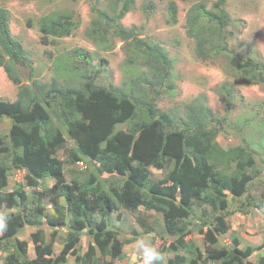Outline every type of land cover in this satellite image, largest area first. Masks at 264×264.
Segmentation results:
<instances>
[{"label":"trees","instance_id":"16d2710c","mask_svg":"<svg viewBox=\"0 0 264 264\" xmlns=\"http://www.w3.org/2000/svg\"><path fill=\"white\" fill-rule=\"evenodd\" d=\"M120 1L123 5L112 17L92 7L99 18L93 22L94 32L106 39L112 29L115 36L146 56L142 64L152 70V75L148 93L137 98L116 89L96 86L95 79L100 71L83 80L79 87H59L54 83L48 89L34 81L38 97L23 84L17 67L32 69V63L11 34L7 12L0 8V67L18 87L15 102H0V118L7 117L13 122L8 135L10 143L0 140V156L5 158V161L0 160V217L5 222V227L0 228L1 264H44L46 257L53 256L57 232L48 241L43 229L45 224L69 230L60 255L54 261L49 259L47 264H67L69 256L76 257V264H114L123 259L126 243L110 227L109 219L121 209L137 213L138 222L146 233L152 230L147 219L155 216L150 212L161 215L164 232L175 241L176 249L181 248L194 257L185 239L191 234L186 220L193 217L195 204L213 208L208 230H200L206 243L203 261L253 264L250 259L264 250V243L245 249L216 248L215 244L219 236L230 229L226 219L233 212V204L241 203L242 197L250 194L262 175L255 152L246 145L223 149L216 141L221 127H209L211 110L204 105L187 107L188 121L183 127L158 108L163 89L172 88L167 85L171 62L162 50L148 45L134 31L127 32L123 28L121 21L136 0ZM225 1L218 0L213 11L197 5L188 15V34L196 40L197 57L206 62L214 51L226 53L241 61L238 65L243 75L264 73V65L230 51L224 33L229 24L223 9ZM169 9L171 18L176 20V4L171 3ZM204 17L208 18V24L202 23ZM79 26L80 19L73 15L44 19L40 26L41 40L48 44L50 36L70 37ZM29 78H33V73ZM228 95L233 93L229 91ZM39 98L49 104L51 112L65 127L74 142L72 148H67L66 138L52 115L45 118L38 114ZM151 129L153 132L149 134ZM64 149L69 164L86 165L85 173H75L77 177L70 183L63 173L65 162L59 158ZM152 168L170 171L163 179L153 181ZM12 169L26 171V185L39 197L34 201H39L34 209H29L34 196L23 187L13 192L3 191ZM102 174L119 180L107 184L100 177ZM48 177L56 179L53 187L43 185ZM42 198L50 199L54 213L40 205ZM61 199L65 206L60 204ZM251 202L260 210L264 207L262 202ZM244 207L240 205L241 212ZM29 227L36 229L31 235L35 242L34 259L28 256V242L19 239ZM85 229L92 243L85 253H80ZM196 258L202 260V253L198 252ZM188 261L186 255L175 254L167 264H188ZM257 264H264V255H260Z\"/></svg>","mask_w":264,"mask_h":264},{"label":"rangeland","instance_id":"374dc122","mask_svg":"<svg viewBox=\"0 0 264 264\" xmlns=\"http://www.w3.org/2000/svg\"><path fill=\"white\" fill-rule=\"evenodd\" d=\"M217 1L136 0L121 24L127 32L134 31L139 38L147 41L148 45L162 50L171 62L167 85L172 88L163 89V95L158 102L161 111L169 114L177 125L183 127L188 121L187 107L192 104L204 105L211 110L209 127H221L216 141L223 149L246 145L255 152L257 166L262 175L256 180L250 194L243 196L241 203L238 201L233 204V212L226 219L230 229L220 235L215 244L216 248L245 249L249 245L259 247L264 243V207L260 210L251 202L254 200L264 205V73L243 75L238 65L241 61L226 53L214 51L212 58L206 62L197 57L196 40L188 34L187 17L197 5H203L206 11H213V5ZM171 3L176 4V20L171 18ZM122 5L120 0H0V8L4 9L9 17L13 38L20 43L32 63V69L17 67L23 84L38 96L34 81L48 89L54 83L59 87H79L83 80L89 76L94 77L95 73L100 71L95 79L96 86L116 89L132 95L133 98L148 93L152 70L142 64L146 56L115 36L112 29L106 39L94 32L93 22L99 18L92 12L93 6L112 17L119 13ZM223 9L229 21L224 33L228 37L230 51L264 65V0H226ZM63 15L79 18L80 26L72 31L70 37L50 36L48 44H44L40 32L42 21ZM202 23L208 24V18H202ZM216 46L215 41L214 47ZM30 73H33L31 79ZM229 91L233 93L232 96L228 95ZM17 95L18 87L0 67V102L13 103L17 100ZM36 109L41 117L52 115L54 123L60 126L66 138L67 148H72L73 140L67 135L65 127L61 126L56 115L51 112L49 104L39 98ZM12 124L10 118H0V140L4 144L10 143L8 135ZM152 132L151 129L149 134ZM67 155L64 149L60 151L59 158L65 162L63 173L70 183L77 177L75 173H85L86 165L69 164ZM0 160L5 161V158L1 157ZM169 171L170 169L161 171L152 168V180L163 179ZM25 175V170L9 171L8 184L3 191L13 192L16 188L23 187L27 193L34 196L29 202V209H34L39 205V201L34 202L39 197L34 195L33 188L26 185ZM100 177L107 184L119 180L118 177L112 178L105 174ZM55 182L56 179L48 177L43 185L53 187ZM42 188L43 186L39 189ZM227 195L229 200L228 192ZM40 202L49 213H54L49 198H42ZM60 204L65 206V201L61 199ZM240 205L245 206L243 212L239 209ZM212 209L209 205L195 204L192 208L193 217L186 220L191 234L185 241L193 251L194 257L181 248L176 249L178 246L175 241L164 232L161 215L150 212L155 216L147 219L152 230L146 233L138 222L137 213L126 209L116 210L109 219V225L126 244L123 259L114 261V264H141L142 254L137 248V241L141 239L157 247L164 255L166 264L175 254L186 255L188 264H217L203 261L206 257V243L204 234L200 232L201 229H204V232L208 230L213 216ZM43 229L48 241L54 232H57L54 255L46 257L43 261L47 264L49 259L54 261L60 255L69 230L67 227L50 228L47 224ZM34 232L36 229L29 227L19 235L20 240L28 242L30 259L36 258L35 242L31 238ZM236 240H239V243ZM90 243L92 239L88 229H85L81 236L80 253H85ZM198 252L202 253L200 261L196 260ZM97 255L100 256V252H97ZM260 255H264V250L256 252L250 261L257 264ZM67 264H76V257L69 256Z\"/></svg>","mask_w":264,"mask_h":264},{"label":"clouds","instance_id":"9594fccd","mask_svg":"<svg viewBox=\"0 0 264 264\" xmlns=\"http://www.w3.org/2000/svg\"><path fill=\"white\" fill-rule=\"evenodd\" d=\"M3 227H5V222L4 219L0 217V228ZM137 248L141 250V264H166L164 255L157 247L151 245L149 242L141 239L137 241Z\"/></svg>","mask_w":264,"mask_h":264}]
</instances>
